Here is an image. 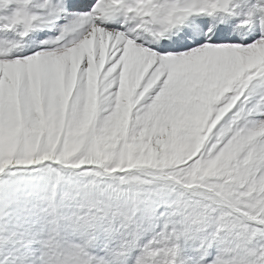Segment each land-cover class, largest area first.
Here are the masks:
<instances>
[{"label":"snow or ice","instance_id":"obj_1","mask_svg":"<svg viewBox=\"0 0 264 264\" xmlns=\"http://www.w3.org/2000/svg\"><path fill=\"white\" fill-rule=\"evenodd\" d=\"M0 264H264V0H0Z\"/></svg>","mask_w":264,"mask_h":264}]
</instances>
